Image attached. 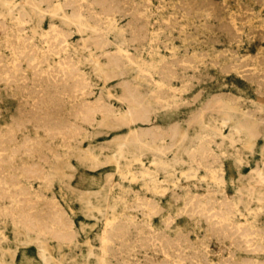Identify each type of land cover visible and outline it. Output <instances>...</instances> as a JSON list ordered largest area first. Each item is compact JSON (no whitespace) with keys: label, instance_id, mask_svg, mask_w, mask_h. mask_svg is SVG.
Masks as SVG:
<instances>
[{"label":"rangeland","instance_id":"rangeland-1","mask_svg":"<svg viewBox=\"0 0 264 264\" xmlns=\"http://www.w3.org/2000/svg\"><path fill=\"white\" fill-rule=\"evenodd\" d=\"M123 1L0 0V196L19 195L20 211L30 209L32 216L41 209L34 217L49 224L48 235L53 233L35 239L33 232L0 213V261L264 264V180L258 179H264V0ZM57 2L60 9L55 8ZM92 28L97 30L94 37ZM98 39L101 47L93 44ZM19 88H24L22 94ZM131 93L148 107V122L124 118ZM24 107L33 108L32 113ZM245 121L256 125L252 145L233 128ZM175 128L181 136L172 138L169 133ZM133 133L159 151L145 150L136 158L126 149L118 151L119 142ZM191 151H196L194 156ZM106 223L114 225L103 246L100 237ZM52 226L65 239L51 233Z\"/></svg>","mask_w":264,"mask_h":264},{"label":"bare ground","instance_id":"bare-ground-1","mask_svg":"<svg viewBox=\"0 0 264 264\" xmlns=\"http://www.w3.org/2000/svg\"><path fill=\"white\" fill-rule=\"evenodd\" d=\"M25 1V0H24ZM66 1V0H65ZM80 0H77V2L76 3H78ZM124 1H126V0H124ZM123 1V2H124ZM167 1V0H166ZM190 0H188V2H189ZM192 1V0H191ZM190 1V2H191ZM199 1V0H198ZM204 1V0H203ZM242 1V0H241ZM256 2H257V0H255ZM67 2H68V0H67ZM96 2H98V1H96ZM103 2H105V1H103ZM109 2V1H108ZM160 2H161V0H160ZM184 2V1H183ZM196 2V1H195ZM222 2V1H221ZM259 3H261V1L259 0L258 1ZM264 2V1H263ZM25 3V2H24ZM122 3V2H121ZM133 3V2H132ZM186 3L187 2H185L184 4L186 5ZM197 3V2H196ZM206 3V2H205ZM213 3H215V1H213ZM242 3V2H241ZM244 3V2H243ZM5 4V3H4ZM68 4V3H67ZM180 4V3H179ZM188 4V3H187ZM194 4V3H193ZM200 4V3H199ZM216 4H217V2H216ZM80 5V4H79ZM78 5V6H79ZM90 5V4H89ZM98 5V4H97ZM99 5H101V4H99ZM130 5V4H129ZM132 5V4H131ZM145 5V4H144ZM158 5H160V4H157V6ZM191 5V4H190ZM196 5V4H195ZM194 5V6H195ZM198 5V4H197ZM243 5V4H242ZM245 5V4H244ZM75 6H77V5H75ZM107 6V5H106ZM110 6V5H109ZM123 7H124V4L122 5ZM134 6V5H133ZM147 6H148V4H147ZM179 6V5H178ZM178 6H176V7H178ZM181 6V5H180ZM189 6V5H188ZM187 6V7H188ZM193 6V7H194ZM225 6H227V5H225ZM127 7H128V5H127ZM145 7V6H144ZM149 7V6H148ZM186 7V8H187ZM205 7V6H204ZM209 6H207V7H205V8H208ZM220 7V6H219ZM218 7V8H219ZM221 7H222V5H221ZM244 7V6H243ZM243 7H241V8H243ZM247 7H249V6H247ZM55 8L56 9H60L61 8V6H60V4H59V2H57L56 3V5H55ZM77 8V7H76ZM79 8V7H78ZM107 8V7H106ZM180 8V7H179ZM181 8H183V6L181 7ZM201 8H202V6H201ZM213 8V7H212ZM240 8V7H239ZM104 10H105V8H103ZM132 9V8H131ZM136 9V8H135ZM135 9H133V10H135ZM192 9V8H191ZM209 9V8H208ZM220 9V8H219ZM225 9V8H224ZM245 9H247L248 10V8H245ZM100 10V9H99ZM102 10V9H101ZM112 10V9H111ZM128 10V9H127ZM127 10H125V11H127ZM132 10V11H133ZM139 10V9H138ZM185 10H187V9H185ZM184 10V11H185ZM196 10V9H195ZM200 10V9H199ZM202 10V9H201ZM211 10V9H210ZM212 10H214V9H212ZM218 10V9H217ZM242 10V9H241ZM246 10V11H247ZM190 11V10H189ZM194 11V10H193ZM207 11V10H206ZM205 11V12H206ZM249 11V10H248ZM128 12H129V10H128ZM134 12V11H133ZM183 12V11H182ZM213 12V11H212ZM215 12V11H214ZM79 13V12H78ZM91 13V12H90ZM105 13V12H104ZM136 13H138V12H136ZM151 13V12H150ZM180 13V12H179ZM221 13V12H220ZM223 13H225V12H223ZM235 13V12H234ZM243 13V12H242ZM247 13V12H246ZM107 14V13H106ZM109 14V13H108ZM126 14V13H125ZM134 14H135V12H134ZM146 14V13H145ZM177 14H178V12H177ZM189 13L187 12V15H188ZM214 14H216V12L214 13ZM213 14V15H214ZM249 14V13H248ZM17 15V14H16ZM100 15V14H99ZM103 15V14H102ZM139 15V14H138ZM153 15H154V13H153ZM168 15V14H167ZM179 15V14H178ZM184 15V14H183ZM185 15H186V13H185ZM198 15V14H197ZM221 15V14H220ZM228 15V14H227ZM244 15V14H243ZM242 15V16H243ZM18 16V15H17ZM106 16V15H105ZM109 16V15H108ZM125 16H127V15H125ZM140 16V15H139ZM191 16V15H190ZM235 16V15H234ZM64 17L65 18H68L67 16H65L64 15ZM133 17V16H132ZM200 17V16H199ZM214 17V16H213ZM217 17V16H216ZM218 17H219V15H218ZM233 17V16H232ZM240 17V16H239ZM245 17V16H244ZM129 18H130V14H129ZM138 18V17H137ZM176 18V17H175ZM229 18V17H228ZM242 18V17H241ZM240 18V19H241ZM28 19V18H27ZM69 19V18H68ZM136 19V18H135ZM182 19V18H181ZM215 19V18H214ZM234 19H236V18H234ZM9 20H10V18H9ZM20 20V19H19ZM96 20V19H95ZM102 20V19H101ZM133 20V19H132ZM153 20V19H152ZM161 20V19H160ZM227 20V19H226ZM244 20H245V18H244ZM4 21V20H3ZM2 21V22H3ZM71 21V20H70ZM142 21H143V19H142ZM145 21V20H144ZM154 21V20H153ZM152 21V22H153ZM161 21H163V20H161ZM167 21H169V19L167 20ZM209 21V20H208ZM228 21H230V20H228ZM238 21V20H237ZM241 21V20H240ZM100 22V21H99ZM140 22V21H139ZM186 22V21H185ZM222 22H224V21H222ZM259 22H261V20L259 21ZM4 23V22H3ZM23 23V22H22ZM21 23V24H22ZM25 23V22H24ZM27 23V22H26ZM73 23V22H72ZM134 23V22H133ZM141 24H140V28L142 29L143 28V26H142V22H140ZM145 23V22H144ZM199 23V22H198ZM209 23V22H208ZM207 23V24H208ZM227 23V22H226ZM96 24V23H95ZM126 24V23H125ZM130 24H131V22H130ZM160 24V23H159ZM210 24V23H209ZM213 24V23H212ZM216 24V23H215ZM218 24V23H217ZM221 24V23H220ZM225 24V23H224ZM255 24V23H254ZM9 25V24H8ZM128 25V24H127ZM132 25V24H131ZM134 25V24H133ZM169 25V24H168ZM179 25V24H178ZM227 25V24H226ZM229 25V24H228ZM257 25V24H256ZM1 26V25H0ZM4 26V25H3ZM12 26V25H11ZM126 26V25H125ZM135 26V25H134ZM158 26V25H157ZM160 26V25H159ZM165 26V25H164ZM172 26V25H171ZM206 27H208L207 25H205ZM217 26H219V24L217 25ZM217 26H216V28H217ZM223 26H225V25H223ZM231 26H234V24L232 25L231 24ZM236 26V25H235ZM249 26V25H248ZM247 26V27H248ZM23 27V26H22ZM130 27V26H129ZM204 27V26H203ZM211 27H213V26H211ZM221 28H222V32H223V27L222 26H220ZM6 28V27H5ZM4 28V29H5ZM155 29H157V27H154ZM195 28V27H194ZM238 28V27H237ZM250 28V27H249ZM1 29V28H0ZM3 29V30H4ZM15 29V28H14ZM93 30L91 31L92 32V34L94 33V32H96L97 30H95L94 28H92ZM132 29H133V26H132ZM229 29V28H228ZM228 29H227V32H228ZM243 29V28H242ZM254 29H255V27H254ZM136 30V29H135ZM145 30V29H144ZM152 30V29H151ZM193 30V29H192ZM197 30V29H196ZM235 30V29H234ZM33 31V30H32ZM146 31V30H145ZM158 31V30H157ZM230 31V30H229ZM251 31H252V29H251ZM264 31V30H263ZM1 32V31H0ZM4 32V31H3ZM129 32V31H128ZM139 32V31H138ZM138 32H136V33H138ZM211 32V31H210ZM226 32V33H227ZM240 32V31H239ZM262 32V31H261ZM135 33V32H134ZM168 33V32H167ZM177 33V32H176ZM251 33V32H250ZM253 33H256V32H253ZM4 34H6V33H4ZM32 34H33V32H32ZM140 34V33H139ZM190 34V33H189ZM197 35H198V33H196ZM208 34V33H207ZM258 34H259V30H258ZM263 34V33H262ZM34 35H35V33H34ZM68 35H70V34H68ZM101 35V34H100ZM137 35V34H136ZM135 35V36H136ZM144 35H145V32H144ZM192 35V34H191ZM200 35V34H199ZM213 35V34H212ZM236 35H238V34H236ZM240 35V34H239ZM238 35V36H239ZM103 36V35H102ZM130 36H132V35H130ZM138 36H140V35H138ZM146 36H147V33H146ZM214 36V35H213ZM218 36V35H217ZM237 36V38H239ZM248 36V35H247ZM251 36V35H250ZM259 36V35H258ZM262 36V35H261ZM260 36V37H261ZM4 37V36H3ZM6 38H7V36H5ZM4 37V38H5ZM93 37H94V34H93ZM141 37H143V36H141ZM165 37V36H164ZM168 37H169V35H168ZM184 37V36H183ZM216 37V36H215ZM223 37V36H222ZM227 37V36H226ZM225 37V38H226ZM229 37H230V34H229ZM233 37H235L234 35H233ZM232 37V38H233ZM11 38H12V36H11ZM130 38V37H129ZM131 38H133V40L132 41H134V36L133 37H131ZM204 38V37H203ZM214 38V37H213ZM231 38V37H230ZM236 38V37H235ZM251 38H253V36L251 37ZM17 39V38H16ZM141 39V38H140ZM162 39V38H161ZM176 39V38H175ZM179 39V38H178ZM30 40V39H29ZM129 40V39H128ZM143 41H144V39H142ZM152 40V39H151ZM231 40V39H230ZM233 40V39H232ZM154 41V40H153ZM152 41V42H153ZM221 41V40H220ZM229 41V40H228ZM237 41H238V39H237ZM261 41V40H260ZM26 42V41H25ZM112 42V41H111ZM129 42V41H128ZM138 42H140V41H138ZM155 42V41H154ZM157 42V41H156ZM205 42V41H204ZM204 42H202L203 44H204ZM213 42V41H212ZM225 42V41H224ZM231 42V41H230ZM235 42V41H234ZM239 42V41H238ZM28 43V42H27ZM33 43V42H32ZM66 43V42H65ZM146 43V42H145ZM206 43V42H205ZM220 43V42H219ZM237 43V42H236ZM249 43V42H248ZM5 44V43H4ZM16 44H17V42H16ZM93 44L96 46V47H101L102 46V44H103V42H102V40H100V39H98V40H95V41H93ZM158 44H161V43H159L158 42ZM24 45V44H23ZM115 45V44H114ZM162 45V44H161ZM169 45V44H168ZM230 45V44H229ZM5 46H6V44H5ZM79 46V45H78ZM126 46V45H125ZM152 46H153V44H152ZM10 47V46H9ZM25 47V46H24ZM90 47V46H89ZM88 47V48H89ZM117 47V46H116ZM130 47V46H129ZM137 47H138V45H137ZM142 47V46H141ZM157 47V46H156ZM162 47V46H161ZM11 48H13V47H11ZM119 48V47H118ZM134 48V47H133ZM136 48V47H135ZM134 48V49H135ZM139 48V47H138ZM158 48H160V47H158ZM163 48V47H162ZM165 48V47H164ZM47 49H49V48H47ZM137 49V48H136ZM12 50V49H11ZM143 50V49H142ZM164 50V49H163ZM187 51H188V49H187ZM207 51V50H206ZM232 51V50H231ZM16 52V51H15ZM40 53H41V51H39ZM130 52V51H129ZM142 52V51H141ZM147 52V51H146ZM185 52V51H184ZM201 52V51H200ZM218 52V51H217ZM224 52H226V50L224 51ZM19 53V52H18ZM39 53V54H40ZM131 53V52H130ZM203 53H205V52H203ZM37 54V53H36ZM109 54V53H108ZM201 54V53H200ZM207 54V53H206ZM15 55V54H14ZM141 55V54H140ZM205 55V54H204ZM208 55V54H207ZM133 56V55H132ZM135 56V55H134ZM215 56V55H214ZM220 56V55H219ZM223 56V55H222ZM183 57V56H182ZM188 57V56H187ZM226 57V56H225ZM225 57H223V58H225ZM256 57V56H255ZM35 58V57H34ZM40 58V57H39ZM83 58V57H82ZM242 58V57H241ZM262 58V57H261ZM261 58H259V59H261ZM19 59V58H18ZM62 59V58H61ZM119 59V58H118ZM127 59V58H126ZM132 59V58H131ZM183 59V58H182ZM226 59V58H225ZM264 59V58H263ZM263 59H261V60H263ZM41 60V59H40ZM57 60V59H56ZM120 60V59H119ZM129 60V59H128ZM173 60H175V59H173ZM181 60V59H180ZM184 60V59H183ZM193 60V59H192ZM253 60V59H252ZM257 60H258V58H257ZM261 60H260V62H261ZM13 61V60H12ZM114 61V60H113ZM171 61V60H170ZM169 61V62H170ZM212 61V60H211ZM2 62V61H1ZM117 62V61H116ZM189 62V61H188ZM198 62V61H197ZM207 62V61H206ZM215 62V61H214ZM217 62V61H216ZM27 63V62H26ZM178 63V62H177ZM187 63V62H186ZM218 63V62H217ZM217 63L215 64V63H213V64H215V65H217ZM244 63V62H243ZM248 63V62H247ZM246 63V64H247ZM17 64V63H16ZM57 64V63H56ZM167 64V63H166ZM165 64V65H166ZM198 64H199V62H198ZM165 65H164V63H163V66L165 67ZM168 65H169V63H168ZM196 65V64H195ZM233 65V64H232ZM7 66V65H6ZM59 66H61V64H59ZM58 66V67H59ZM244 66H245V64H244ZM243 66V67H244ZM32 67V66H31ZM42 67V66H41ZM98 67L100 68V66L98 65ZM170 67V66H169ZM182 67V66H181ZM189 67V66H188ZM192 67H194L195 68V66H192ZM228 66H226V68H227ZM230 67V66H229ZM246 67V66H245ZM244 67V68H245ZM249 67V66H248ZM255 67V66H254ZM258 67H259V65H258ZM3 68V67H2ZM162 68V67H161ZM167 68V67H166ZM171 68V67H170ZM233 68V67H232ZM264 68V67H263ZM5 69V68H4ZM36 69V68H35ZM65 69V68H64ZM101 69V68H100ZM138 69H140L139 67H138ZM243 69V68H242ZM6 70V69H5ZM9 70V69H8ZM12 70V69H11ZM43 70V69H42ZM45 70H46V68H45ZM52 70H53V68H52ZM67 70V69H66ZM162 70H163V68H162ZM165 70V69H164ZM163 70V71H164ZM195 70V69H194ZM248 71H249V69H247ZM253 70V69H252ZM38 71V70H37ZM62 71V70H61ZM68 71H70V70H68ZM169 71H170V69H169ZM174 71V70H173ZM193 71V70H192ZM191 71V72H192ZM254 71V70H253ZM259 71V70H258ZM6 72V71H5ZM10 72V71H9ZM33 72V71H32ZM171 72H172V70H171ZM170 72V73H171ZM240 72V71H239ZM11 73V72H10ZM54 73V72H53ZM52 73V74H53ZM63 73V72H62ZM162 73V72H161ZM174 73H175V71H174ZM198 73V72H197ZM250 73V72H249ZM252 73V72H251ZM71 74H72V72H71ZM149 74H151V73H149ZM165 74V73H164ZM239 74H242V73H239ZM11 75V74H10ZM34 75V74H33ZM32 75V76H33ZM152 75V74H151ZM176 75H178V74H176ZM182 75V74H181ZM180 75V76H181ZM199 75H201V74H199ZM209 75H210V73H209ZM12 76V75H11ZM142 76V75H141ZM148 76V75H147ZM169 76V75H168ZM183 76V75H182ZM248 76H250L249 74H248ZM248 76H246L247 78H248ZM261 76H263V75H261ZM40 77V76H39ZM47 77V76H46ZM64 77V76H63ZM143 77H144V75H143ZM149 77H151V76H149ZM178 77V76H177ZM197 77H199V76H197ZM245 77V76H244ZM18 78V77H17ZM27 78V77H26ZM35 78H36V76H35ZM44 78V77H43ZM152 78V77H151ZM159 78H161V77H159ZM181 78V77H180ZM211 78V77H210ZM253 78V77H252ZM252 78H251V80H252ZM256 78V77H255ZM260 78V75H259V77L257 78V80ZM21 79H22V77H21ZM47 79V78H46ZM52 79V78H51ZM165 79H167V78H165ZM249 79H250V77H249ZM14 80V79H13ZM38 80V79H37ZM61 80H63V78L61 79ZM82 80V79H81ZM153 80V79H152ZM160 80V79H159ZM168 80V79H167ZM187 80V79H186ZM211 80V79H210ZM261 80V79H260ZM30 81V80H29ZM34 81H36L35 79H34ZM39 81V80H38ZM127 81V80H126ZM125 81V82H126ZM199 81V80H198ZM200 81H203V80H200ZM249 81V80H248ZM253 81V80H252ZM254 81H255V79H254ZM263 81V80H262ZM44 82V81H43ZM60 82V81H59ZM84 82V81H83ZM260 81H258V84H261V83H259ZM28 82H26L25 83V85L27 84ZM46 83V82H45ZM54 83H55V81H54ZM58 83V82H57ZM64 83H65V81H64ZM179 83V82H178ZM31 84V83H30ZM40 84V83H39ZM156 84V83H155ZM75 85V84H74ZM31 86V85H30ZM33 86V85H32ZM49 86V85H48ZM56 85H54V87H55ZM128 86V85H127ZM263 86V85H262ZM93 87V86H92ZM129 87V86H128ZM158 87V86H157ZM259 87V86H258ZM9 88H10V86H9ZM28 88V87H27ZM38 88V87H37ZM43 88V87H42ZM45 88V87H44ZM201 88H203V87H201ZM20 90L22 89V88H19ZM19 89H17L16 91H19ZM24 89V88H23ZM22 89V90H23ZM36 89V88H35ZM47 89V88H46ZM45 89V90H46ZM51 89H52V87H51ZM4 90H5V88H4ZM13 90V89H12ZM15 90V89H14ZM22 90L20 91L21 92V94H22ZM31 90V89H30ZM41 90H44V89H40V91ZM173 90V89H172ZM171 90V91H172ZM47 91V90H46ZM45 91V92H46ZM53 91V90H52ZM77 91V90H76ZM14 92V91H13ZM19 92V93H20ZM41 92H43V91H41ZM129 92V91H128ZM150 92V91H149ZM174 92V91H173ZM176 92H178V91H176ZM256 92H259V91H256ZM264 92V91H263ZM263 92H261V93H263ZM5 93V92H4ZM11 93V92H10ZM15 93V92H14ZM13 93V94H14ZM28 93V92H27ZM30 93V92H29ZM33 93V92H32ZM53 93V92H52ZM55 93H56V91H55ZM163 93V92H162ZM199 93V92H198ZM34 94V93H33ZM48 94V93H47ZM54 94V93H53ZM56 94H58V93H56ZM160 94V93H159ZM170 94V93H169ZM229 94H231V93H229ZM260 94V93H259ZM6 95V94H5ZM27 95V94H26ZM25 95V96H26ZM60 95V94H59ZM83 95V94H82ZM98 95V94H97ZM111 95H112V93H111ZM137 95V94H136ZM134 93H131L130 95H129V100H128V104H127V109H126V111H125V114H124V118L125 119H127L128 120V122H134V121H142V122H148L149 121V111H148V107L145 105V104H143L141 101H140V97H137ZM162 95V94H161ZM199 95V94H198ZM219 95V94H218ZM225 95V94H224ZM262 95V94H261ZM10 96H12L11 94H10ZM14 96V95H13ZM32 96V95H31ZM38 96V95H37ZM47 96V95H46ZM53 96V95H52ZM62 96V95H61ZM60 96V97H61ZM75 96V95H74ZM212 96V95H211ZM215 96V95H214ZM220 96V95H219ZM230 96V95H229ZM14 97H16V96H14ZM40 97V96H39ZM38 97V98H39ZM42 97V96H41ZM60 97H58V98H60ZM163 97V96H162ZM166 97V96H165ZM213 97V96H212ZM224 97V96H223ZM234 97V96H233ZM233 97L232 98H230V99H233ZM21 99H24V98H22V97H20ZM34 98V97H33ZM35 98H36V96H35ZM50 98V97H49ZM73 98V97H72ZM186 98V97H185ZM47 99V98H46ZM51 99H52V97H51ZM64 99V98H63ZM163 99H164V97H163ZM210 99V98H209ZM213 99V98H212ZM27 100V99H26ZM55 100V99H54ZM53 100V101H54ZM58 100V99H57ZM56 100V101H57ZM82 100V99H81ZM101 100V99H100ZM193 100H196L195 98L193 99ZM235 100H237V99H235ZM251 101V100H250ZM21 102H23V101H21ZM20 102V103H21ZM27 102V101H26ZM31 102H32V98H31ZM39 102H40V100H39ZM47 101H45V103H46ZM50 102V101H49ZM232 102V101H231ZM261 102V101H260ZM29 103V102H28ZM44 103V104H45ZM48 103V102H47ZM52 103V102H51ZM62 103V102H61ZM188 103H189V101H188ZM207 103V102H206ZM213 103V102H212ZM24 104V103H23ZM30 104V103H29ZM40 104H42V103H40ZM59 105H60V103H58ZM63 104V103H62ZM187 104V103H186ZM242 104V103H241ZM18 105V104H17ZM32 104H30V106H31ZM52 106H53V104H51ZM56 105V104H55ZM75 105V104H74ZM207 105V104H206ZM21 106V105H20ZM23 106H25V105H23ZM29 106V105H28ZM34 106V105H33ZM32 106V107H33ZM41 106V105H40ZM45 106V105H44ZM49 106V105H48ZM47 106V107H48ZM77 106V105H76ZM87 106V105H86ZM111 106V105H110ZM181 106V105H180ZM201 106V105H200ZM247 106V105H246ZM18 107V106H17ZM51 107V106H50ZM49 107V108H50ZM74 107V106H73ZM163 107V106H162ZM174 107V106H173ZM207 107V106H206ZM25 108V107H24ZM29 108V107H28ZM25 108V110H28V111H30L29 109H31V108ZM34 108V107H33ZM33 108H32V110H33ZM45 108V107H44ZM55 108V107H54ZM62 108V107H61ZM64 108V107H63ZM62 108V109H63ZM205 108V107H204ZM212 108H213V106H212ZM43 109V108H42ZM51 109V108H50ZM58 109V108H57ZM56 109V110H57ZM61 109V110H62ZM69 109V108H68ZM71 109V108H70ZM199 109V108H198ZM206 109V108H205ZM220 109V108H219ZM31 110V111H32ZM47 110V109H46ZM52 110V109H51ZM50 110V111H51ZM60 110V109H59ZM109 110V109H108ZM210 110V109H209ZM251 110V109H250ZM254 110V109H253ZM20 111V110H19ZM22 111V110H21ZM30 111V112H31ZM63 111H65V108H64V110ZM77 111H79V110H77ZM255 111V110H254ZM24 112V111H23ZM37 112V111H36ZM58 112V111H57ZM67 112V111H66ZM201 112V111H200ZM257 111H255V113H256ZM28 113V112H27ZM26 113V114H27ZM32 113V112H31ZM35 113V112H34ZM51 113H53V112H51ZM93 113V112H92ZM106 113V112H105ZM196 113H198V112H196ZM226 113V112H225ZM50 114V113H49ZM67 115H68V113H66ZM65 114V115H66ZM23 115V114H22ZM25 115V114H24ZM23 115V116H24ZM40 115V114H39ZM67 115H66V117H67ZM18 116V115H17ZM29 116H31V115H29ZM32 116H34V115H32ZM31 116V117H32ZM78 116V115H77ZM92 116V115H91ZM260 116V115H259ZM258 116V117H259ZM64 117V116H63ZM70 117H72V116H70ZM193 117H195V114L193 115ZM27 118H28V116H27ZM44 118H45V116H44ZM57 118H59L58 116H57ZM56 118V119H57ZM69 118V117H68ZM16 119V118H15ZM23 119V118H22ZM21 119V120H22ZM31 119V118H30ZM39 119H40V117H39ZM38 119V120H39ZM63 119V118H62ZM65 119V118H64ZM67 119V118H66ZM209 119H212V118H209ZM29 120V119H28ZM27 120V121H28ZM32 120V119H31ZM33 120H36V119H33ZM52 120V119H51ZM195 120V119H194ZM204 120V119H203ZM249 120V119H248ZM259 120V119H258ZM56 121V120H55ZM60 121H61V119H60ZM262 121V120H261ZM11 122V121H10ZM13 122V121H12ZM26 122V121H25ZM24 122V123H25ZM45 122V121H44ZM49 122H51V121H49ZM66 122V121H65ZM68 122V121H67ZM215 122V121H214ZM27 123V122H26ZM33 123V122H32ZM43 123V122H42ZM62 123V122H61ZM69 123H71L70 121H69ZM22 124V123H21ZM20 124V125H21ZM36 124V123H35ZM41 124V123H40ZM64 124H66V123H64ZM8 125H10V124H8ZM31 125V124H30ZM42 125V124H41ZM63 125V124H62ZM176 125V124H175ZM11 126V125H10ZM37 127H39L38 125H36ZM43 126L44 125H42V128H43ZM46 126V125H45ZM54 126V125H53ZM53 126H51V127H53ZM70 126V125H69ZM216 126V125H215ZM33 127V126H32ZM64 127V126H63ZM62 127V128H63ZM67 127V126H66ZM74 127V126H73ZM206 127V126H205ZM232 127V126H231ZM12 128V127H11ZM11 128H10V130H11ZM48 128V127H47ZM61 128V129H62ZM68 128V127H67ZM187 128V127H186ZM208 128H210L209 126H208ZM216 128H217V126H216ZM219 128V127H218ZM229 128V127H228ZM238 133H242L243 135H244V137L246 138V142H248L249 144H253L254 143V140H255V137L257 136V129H256V125H255V123L254 122H251V121H245V122H240V123H237L234 127H233ZM53 129V128H52ZM64 129V128H63ZM207 129V128H206ZM214 129V128H213ZM4 130V129H3ZM12 130H13V128H12ZM11 130V131H12ZM37 130V129H36ZM45 130V129H44ZM43 130V131H44ZM5 131V130H4ZM14 132H15V130H13ZM47 131V130H46ZM62 131V130H61ZM84 131V130H83ZM8 132V131H7ZM17 132V131H16ZM77 132V131H76ZM87 132V131H86ZM47 133V132H46ZM68 133V132H67ZM84 133V132H83ZM91 133V132H90ZM129 133V132H128ZM160 133H163V132H160ZM4 134V133H3ZM5 134H6V132H5ZM8 134V133H7ZM63 134V133H62ZM79 134V133H78ZM148 134V133H147ZM170 136L172 137V138H175V137H179V136H181L180 134H181V131H180V129H178V128H175V129H173L170 133ZM10 135H12V134H10ZM50 135H51V133H50ZM59 135V134H58ZM71 135V134H70ZM73 135H74V137L73 138H75V136H77V135H75V132L73 133ZM221 135V134H220ZM224 135V134H223ZM25 136H27V135H25ZM57 136V135H56ZM55 136V137H56ZM60 136V135H59ZM58 136V137H59ZM65 136V135H64ZM91 136V135H90ZM168 136V135H167ZM185 136V135H184ZM183 136V137H184ZM11 137V136H10ZM78 137V136H77ZM76 137V138H77ZM79 137H80V135H79ZM83 137V136H82ZM86 137V136H85ZM152 139H155L156 137H157V134H155V135H151L150 136ZM14 138V137H13ZM70 138V137H69ZM75 138V139H76ZM151 138H149V139H151ZM170 138V137H169ZM198 138V137H197ZM227 138V137H226ZM17 139V138H16ZM23 139V138H22ZM53 139H54V137H53ZM56 139V138H55ZM61 139V138H60ZM62 139H63V137H62ZM65 139V138H64ZM67 139V138H66ZM81 139V138H80ZM210 139V138H209ZM7 140V139H6ZM5 140V141H6ZM9 140V139H8ZM56 140H58V139H56ZM70 140V139H69ZM69 140L67 141V142H69ZM71 140H72V138H71ZM212 140V139H211ZM14 141V140H13ZM46 141V140H45ZM44 141V142H45ZM49 141V140H48ZM64 141V140H63ZM66 141H65V143H66ZM157 141V140H156ZM202 141V140H201ZM209 142H211L210 140H208ZM235 141V140H234ZM8 142H10V140L9 141H7V143ZM43 142V143H44ZM80 142V141H79ZM221 142V141H220ZM4 143V142H3ZM13 143V142H12ZM222 143H223V141H222ZM9 144V143H8ZM7 144V145H8ZM14 144H16V143H14ZM81 144V143H80ZM18 145V144H17ZM47 145V144H46ZM67 145V144H66ZM206 145H207V143H206ZM216 145H218V144H216ZM41 146H44V145H41ZM51 146H53V144L51 145ZM81 146V145H80ZM118 146H119V150L118 151H120V152H123L125 149L134 157V158H136L137 156H139V155H141V154H143V152L145 151V150H155V151H159L158 149H155V148H152L150 145H149V143L145 140V137L143 136V135H139L138 133H133V134H130L128 137H126L125 139H123L121 142H119V144H118ZM204 146V145H203ZM219 146V145H218ZM7 147V146H6ZM9 147V146H8ZM7 147V148H8ZM70 146H68L67 148H69ZM199 147H200V145H199ZM17 148H19V146L17 147ZM24 148V147H23ZM36 149H38V148H40V146L37 148V147H35ZM35 148H33L34 150H35ZM192 148V147H191ZM211 148V147H210ZM219 148V147H218ZM32 149V150H33ZM46 149V148H45ZM45 149H44V151H45ZM53 149V148H52ZM51 149V150H52ZM55 149V148H54ZM71 148H69V150H70ZM167 149V148H166ZM165 149V150H166ZM24 150H26V149H24ZM40 150V149H39ZM49 150V149H48ZM74 150V149H73ZM86 150H88L87 148H86ZM211 150V149H210ZM209 150V151H210ZM8 151V150H7ZM50 151V150H49ZM167 151V150H166ZM165 151V152H166ZM212 151V150H211ZM40 152V151H39ZM43 152V151H42ZM53 152H55L54 150H53ZM59 152V151H58ZM195 152L196 151H191L190 152V154L192 155V156H194L195 155ZM208 152V151H207ZM74 153H76V152H74ZM87 153V152H86ZM161 153V152H160ZM223 153V152H222ZM37 154V153H36ZM42 154V153H41ZM59 154V153H58ZM120 154V153H119ZM118 154V155H119ZM175 154V153H174ZM209 154H210V152H209ZM6 154H4L3 156H5ZM13 155L14 154H11V158L13 159L14 157H13ZM22 155V154H21ZM31 155V154H30ZM51 155V154H50ZM49 155V156H50ZM53 155V154H52ZM57 155V154H56ZM62 155H64V154H62ZM92 155V154H91ZM122 155V154H121ZM215 155V154H214ZM214 155H213V157H214ZM223 155V154H222ZM38 156V154L36 155V157ZM41 156V155H40ZM54 156V155H53ZM58 156V155H57ZM19 157V156H18ZM62 157V156H61ZM76 157V156H75ZM92 157V156H91ZM154 157V156H153ZM202 157H204V155L202 156ZM219 157V156H218ZM217 157V158H218ZM15 158H17V157H15ZM54 159H55V156L53 157ZM63 158V157H62ZM74 158V157H73ZM115 158V157H114ZM119 158V157H118ZM176 158H178V157H176ZM207 158V157H206ZM21 159H23V158H21ZM20 159V160H21ZM25 159H27V158H25ZM37 159V158H36ZM67 159V158H66ZM194 159H195V157H194ZM201 159V158H200ZM51 160H52V158H51ZM61 160V159H60ZM82 160H84V159H82ZM216 160V159H215ZM219 160V159H218ZM9 161H10V159H9ZM37 161H38V159H37ZM44 161V160H43ZM53 161V160H52ZM32 162V161H31ZM46 162V161H45ZM50 162V161H49ZM57 162H58V160H57ZM62 161H60V163H61ZM195 161H193V163H194ZM200 162V161H199ZM13 163H15V162H13ZM13 163H12V165H13ZM38 163V162H37ZM51 163V162H50ZM59 163V162H58ZM59 163V164H60ZM104 163V162H103ZM119 163V162H118ZM196 163H198V162H196ZM43 164V163H42ZM49 164V163H48ZM54 164V163H53ZM52 164V165H53ZM62 164V163H61ZM152 164V163H151ZM190 164V163H189ZM199 164V163H198ZM215 164V163H214ZM16 165V164H15ZM63 165V164H62ZM50 166H51V164H50ZM56 165H54V166H51V167H55ZM196 166V165H195ZM28 167V166H27ZM60 167H63V166H61L60 165ZM96 167V166H95ZM19 168V167H18ZM29 168V167H28ZM125 168H127V167H125ZM198 168V167H197ZM210 168V167H209ZM15 169V168H14ZM33 169H35L34 167H33ZM40 169H42V168H40ZM49 169V168H48ZM47 169V170H48ZM19 171L21 170V169H18ZM50 170V169H49ZM48 170V171H49ZM58 170V169H57ZM56 170V171H57ZM213 170V169H212ZM4 171V170H3ZM16 171V170H15ZM14 171V172H15ZM215 171V170H214ZM217 171V170H216ZM7 172H8V170H7ZM13 172V173H14ZM17 172V171H16ZM54 172V174H55V171H53ZM175 172V171H174ZM196 172V171H195ZM251 172V171H250ZM44 173V172H43ZM62 173V172H61ZM129 173V172H128ZM216 173V172H215ZM10 174V173H9ZM28 174H30V173H28ZM27 174V175H28ZM53 174V175H54ZM56 174H58L57 172H56ZM183 174H184V172H183ZM255 174H256V172H255ZM2 175V174H1ZM5 175V174H4ZM7 175H8V173H7ZM25 175V174H24ZM31 175V174H30ZM29 175V177H30V179H31V177H33L32 175L30 176ZM37 174H35L34 176H36ZM40 175V174H39ZM38 175V176H39ZM182 175V174H181ZM43 176H44V174H43ZM55 176V175H54ZM3 177V176H2ZM6 177V176H5ZM10 177V176H9ZM45 177H47V175H45ZM124 177V176H123ZM258 179H260V181H262V180H264L260 175H258ZM7 178V177H6ZM16 178V177H15ZM23 178V177H22ZM43 178V177H42ZM37 179H39V178H37ZM108 179V178H107ZM130 179H132V178H130ZM251 179V178H250ZM252 179H254V177H252ZM7 180H8V178H7ZM10 180V179H9ZM32 180H34V178H32ZM44 180H45V178H44ZM16 181H18L19 182V180H17L16 179ZM21 181H22V179H21ZM26 181H27V179H26ZM25 181V182H26ZM46 181V180H45ZM44 181V182H45ZM259 181V180H258ZM24 182V181H23ZM28 182V181H27ZM48 182V181H47ZM50 182H52V180H50ZM257 182V181H256ZM11 183V182H10ZM17 183V182H16ZM46 183V182H45ZM18 184V183H17ZM49 184V183H48ZM4 185V184H3ZM16 185V184H15ZM52 185V184H51ZM184 185V184H183ZM187 185V184H186ZM45 186V185H44ZM26 187V186H25ZM31 187V186H30ZM253 187H254V185H253ZM258 187H260V186H258ZM257 187V188H258ZM15 188V187H14ZM251 188V187H250ZM31 189V188H30ZM48 189H50V188H48ZM255 190H256V188H254ZM21 190V189H20ZM9 191V190H8ZM254 191V190H253ZM32 192V191H31ZM0 193H3V192H0ZM32 193H34V192H32ZM36 193H37V191H36ZM135 193V192H134ZM133 193V194H134ZM20 194V193H19ZM38 194H40V192L38 193ZM128 194V193H127ZM262 194V193H261ZM46 195V194H45ZM263 195V194H262ZM18 196L19 195H16L15 193L13 194L12 192H8V193H6L5 194V192H4V194H2L1 196H0V206L1 205H5V202L7 201V203L9 204V206H2L1 208H0V213H3L4 214V216H9L10 218H11V220L13 221V223L15 224V225H21L22 226V228L23 229H25V231H28V232H33L34 234H35V239H44L45 237H46V235L47 236H51L53 233V231L56 233V235L59 237V238H64L65 239V236L63 235V234H61V232H60V230L59 229H55V228H53V226H52V230H51V233L52 234H50V235H48L49 234V227H48V225H46V222H45V224L44 223H42L39 219H37V218H35V217H37V213L41 210H39L37 213L35 212V214L36 215H34V216H32V214L30 213L31 211H30V207H28V211H26V210H24V211H20V208H21V206L19 207V203H20V200H19V198H18ZM20 196H22V195H20ZM27 196V195H26ZM42 196V195H41ZM134 196V195H133ZM137 196V195H136ZM172 196V195H171ZM215 196V195H214ZM261 196V195H260ZM74 197V196H73ZM200 197V196H199ZM35 198V197H34ZM44 198V196L42 197V199ZM139 198V197H138ZM24 199V198H23ZM26 199V198H25ZM39 199V198H38ZM52 199V198H51ZM54 199H55V197H54ZM79 199V198H78ZM27 200V199H26ZM31 200H32V198H31ZM134 199H132V201H133ZM197 200V199H196ZM34 201V200H33ZM35 201H36V199H35ZM38 201V200H37ZM40 201V200H39ZM47 201V200H46ZM51 201V200H50ZM49 201V202H50ZM56 201V200H55ZM58 201V200H57ZM144 201V200H143ZM200 201V200H199ZM41 202V201H40ZM48 202V201H47ZM135 202H137L136 200H135ZM145 202H147V201H145ZM175 202V201H174ZM189 202V201H188ZM33 203V202H32ZM42 203H44V201L42 202ZM127 203V202H126ZM196 203V202H195ZM27 204H28V202H27ZM34 204H35V202H34ZM36 204H38V203H36ZM35 204V205H36ZM41 204V203H40ZM53 204L54 203H52V206H53ZM107 204V203H106ZM234 204V203H233ZM44 205H46V204H44ZM43 205V206H44ZM50 204H48L47 206H49ZM28 206V205H27ZM27 206L25 207L24 206V208H27ZM58 206V205H57ZM235 206V205H234ZM32 207V206H31ZM35 207H37V206H35ZM39 207V206H38ZM54 207H55V205H54ZM34 208V207H33ZM45 208V207H44ZM52 208V207H51ZM196 208V207H195ZM22 209V208H21ZM53 209V208H52ZM51 209V210H52ZM215 209V208H214ZM32 210V209H31ZM49 210V209H48ZM220 210V209H219ZM233 210V209H232ZM30 211V212H29ZM32 211V212H33ZM44 211V210H43ZM184 211V210H183ZM260 211V210H259ZM42 212V211H41ZM47 212V211H46ZM49 213H50V210L48 211ZM48 212H47V214H48ZM225 212V211H224ZM258 212V211H257ZM45 213V212H44ZM208 213V212H207ZM40 214H42V213H39V215ZM51 214V213H50ZM179 214H180V212H179ZM53 215H54V213H53ZM229 215V214H228ZM1 216H2V214H1ZM44 216H45V214H44ZM68 216V215H67ZM4 218V217H3ZM2 218V219H3ZM69 218V217H68ZM49 219V218H48ZM10 220V219H9ZM120 220V219H119ZM6 221V220H5ZM63 221V220H62ZM58 222V221H57ZM121 222V221H120ZM124 222V221H123ZM12 223V224H13ZM54 225V224H53ZM113 223H106L105 224V228H103L104 230H103V232H102V236L100 237V239H101V245H103V246H105L107 243H108V241H109V234H110V230H112L113 229ZM14 226V225H13ZM165 226V225H164ZM245 226H246V224H245ZM244 226V227H245ZM61 227V226H60ZM51 228V227H50ZM63 228H65V227H63ZM140 228V227H139ZM236 228H237V226H236ZM241 229L243 228V227H240ZM238 229V228H237ZM211 230V229H210ZM246 230V232H247V229H245ZM73 231V230H72ZM122 231V230H121ZM238 231V230H237ZM239 232V231H238ZM249 232V231H248ZM64 233V232H63ZM125 233H126V231H125ZM13 234V233H12ZM25 234V233H24ZM237 234V233H236ZM251 234H252V232H251ZM262 234H263V232H262ZM26 235V237H27V234H25ZM125 235V234H124ZM143 235V234H142ZM224 235V232H223V234H222V236ZM66 236H68V235H66ZM131 236V235H130ZM151 236V235H150ZM155 236V235H154ZM4 237V236H3ZM52 237V236H51ZM47 238V237H46ZM55 239V238H54ZM68 239V238H67ZM58 240V239H57ZM76 240V239H75ZM118 240V239H117ZM127 240V239H126ZM2 241V240H1ZM63 241H65V240H63ZM137 241V240H136ZM156 241V240H155ZM65 242H68V241H65ZM144 242V241H143ZM99 244V243H98ZM233 244V243H232ZM231 244V245H232ZM139 245V244H138ZM159 245V244H158ZM224 245V244H223ZM245 245V244H244ZM243 245V246H244ZM66 246H68V245H66ZM160 246V245H159ZM169 246V245H168ZM189 246V245H188ZM49 247V246H48ZM61 247V246H60ZM262 247V246H261ZM49 249H50V247H49ZM153 250V249H152ZM5 251V250H4ZM132 251V250H131ZM162 251V250H161ZM6 252V251H5ZM79 252H80V250H79ZM145 253H146V251H144ZM102 253V252H101ZM100 253V254H101ZM162 253V252H161ZM116 253H114V255H115ZM121 254V253H120ZM171 254V253H170ZM117 255V254H116ZM125 256V255H124ZM131 256V255H130ZM180 256V255H179ZM201 256V255H200ZM114 257V256H113ZM118 257H120L119 255H118ZM167 257V256H166ZM181 257V256H180ZM100 258V257H99ZM116 258V257H115ZM121 258V257H120ZM174 259V258H173ZM229 259V258H228ZM121 260V259H120ZM205 260V259H204ZM116 261V260H115ZM114 261V262H115ZM56 262H58V261H56ZM232 262V261H231ZM133 263H135V262H133ZM242 263V262H241ZM0 264H3L1 261H0ZM77 264V263H76ZM99 264V263H98ZM226 264V263H225Z\"/></svg>","mask_w":264,"mask_h":264}]
</instances>
